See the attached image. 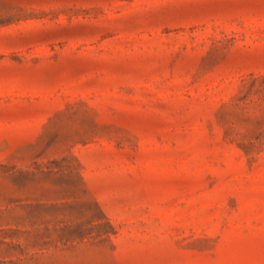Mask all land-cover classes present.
I'll return each mask as SVG.
<instances>
[{"label":"rangeland","instance_id":"374dc122","mask_svg":"<svg viewBox=\"0 0 264 264\" xmlns=\"http://www.w3.org/2000/svg\"><path fill=\"white\" fill-rule=\"evenodd\" d=\"M0 264H264V0H0Z\"/></svg>","mask_w":264,"mask_h":264}]
</instances>
